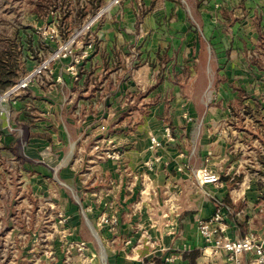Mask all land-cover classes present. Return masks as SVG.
<instances>
[{
	"label": "crops",
	"instance_id": "1",
	"mask_svg": "<svg viewBox=\"0 0 264 264\" xmlns=\"http://www.w3.org/2000/svg\"><path fill=\"white\" fill-rule=\"evenodd\" d=\"M112 1L104 0L106 17L84 72L74 79L62 71L65 63L56 65L54 84L30 90L13 108L10 132L0 128L6 135L0 145L9 149L0 156L15 159L20 170H37L31 188L42 184L58 195L49 205L52 223L59 213L68 217V230L58 226L63 234H45L52 259L43 243L36 248L37 238L19 251L16 231L0 264H146L155 258L228 264L223 253L213 254L199 226L221 209L224 235L254 234L264 244V167L255 162L264 137L253 136L244 110L256 109V95L228 84L241 79V66L258 67L248 54L264 49V0H120L114 7ZM226 28L234 34L226 45L230 58L220 42ZM205 33L216 40L206 45V77L219 104L204 96L197 118L187 98L200 95L202 74L194 68ZM132 62L138 70L130 77ZM232 109L243 119L236 126ZM30 114L40 122L33 124ZM153 137L160 147L151 148ZM35 148L40 152L32 155ZM110 151L120 156L106 157ZM203 169L219 182L202 184ZM103 217H116L117 226L102 224ZM64 238L75 248L66 250ZM249 260L242 257L243 264Z\"/></svg>",
	"mask_w": 264,
	"mask_h": 264
},
{
	"label": "rangeland",
	"instance_id": "2",
	"mask_svg": "<svg viewBox=\"0 0 264 264\" xmlns=\"http://www.w3.org/2000/svg\"><path fill=\"white\" fill-rule=\"evenodd\" d=\"M83 1L88 0H0V52L3 47H7L8 49L12 47V45L18 44L17 47L19 51L22 52V75L27 74L42 59H49L53 57V55H55L56 51H58L60 47L65 46L67 43L71 42L76 33L80 31L83 26L89 23L90 18L94 17V15H96V13L101 10L100 9L95 14H89L88 12H86V10H84V12H86V16L83 20L82 25L77 28L70 25L71 27L69 28L72 30V34L70 35V38L68 40H63L59 31L57 39L45 42L42 36V31L40 29L52 24H56L58 26L61 16L63 17L64 15L68 17L65 23H71L72 16L76 14L80 15V13H77V9L75 6L78 5V2L79 4H82L81 2ZM119 3L116 4L112 1V6L114 7ZM103 7H105V5ZM105 15L88 32H86L85 34L76 35L74 43H69L70 45H68L69 52L67 56H61L60 58H57L51 62L50 67L52 72H48L43 78V81L46 83V87L49 88V85L55 80L56 65L58 64L65 63V65H63L62 67V71H64L65 67V71H67L74 79L78 78V76L84 72V66L86 65V62L89 61L90 57V55L85 58L83 57L85 47L90 42H93L95 45L97 44L96 32L98 27L104 22L106 17ZM199 23H202L201 19ZM225 26H228V24H225ZM201 30L204 29L201 28ZM213 32L214 31H212L211 33ZM207 35L205 33L206 40L208 41H201V55L198 58L197 66H195L194 68L196 72H199L200 70V75L202 74L200 76L202 77L201 80L197 83L198 88H196L198 89L197 94L200 95L198 97L196 96L193 98H187L188 101L191 102L194 107H196L197 118H200V114L203 111V105L202 103H200V101L202 100L203 102H205V97H207L210 103L212 102V105L218 103L216 101L217 87H215V83H212L214 85H212L210 90H207L210 82L208 81V77H206V64L208 59L206 45L207 43L216 42L215 39H212L211 35ZM222 37L223 39L220 40V42H222L221 44H224L223 53L227 55L226 57L230 58V51L227 52L226 45L229 43V41H231V39H234V34L230 32L228 28H226ZM220 53L221 52H219L218 54L220 55ZM257 53V56H255L253 53L248 54L249 61L251 60L252 65L257 67L254 64V59H252L251 57H258L257 61H259L261 68L241 66V79H237L234 82H229L228 84H236L237 87H242V89L248 90L250 91V93L256 96L258 95L259 98V96L264 97V49L262 50V55H260L259 52ZM246 59H248L247 56ZM137 66V64L135 65L134 62H132V65L129 67L126 73L131 77L135 74L136 70H138ZM72 67H74V69H72ZM212 68V73H215V65L212 66ZM34 87H36V85L31 87L30 90H32ZM230 89L231 86L229 87V90ZM30 90L22 93L20 96L14 99L0 101V128L2 127L6 130V132H10L8 130L9 128L6 127V124H9L11 120L13 121V118L11 116V114H13V108L15 107L17 102H22L24 97H28L31 95ZM230 92L232 93L233 91L230 90ZM243 95L244 92H241L240 96L242 97ZM26 111L28 110L26 109ZM32 111L33 110H31L30 112ZM28 117H30L33 124H35L36 122H40V118L37 114H30ZM193 121L196 120L193 118ZM5 137L6 135H3L2 131L0 130V141ZM3 145L4 144L0 145V151L8 153L9 149L4 148ZM35 149L36 150L31 153L32 155H36L38 152H40V148ZM55 152L56 151H53V153ZM15 165H17L15 159L9 161L8 158L0 156V225H6L5 227H0V254H5V251L7 249L9 250L10 247H14L12 243H9V239H11L10 236L14 235L16 231H19L20 235H27L26 239L20 236L21 242L17 247L19 251H23V249L27 248L28 241L31 238L33 240L37 238V242L34 243L37 245L36 248H40L39 245L43 243V248L46 249V257H48V259H52V243L45 240V234L55 232V230H57V232L60 231L61 234H63L61 231L62 229L60 230L58 226L61 225L63 226V229L65 228L66 230H68L66 228V226L68 225V217H66L64 212H58V224L56 222L52 223L53 220L51 217L54 216V214L51 213L52 211H50L51 208L49 205L57 202L59 198L58 195H56L55 192L53 193L44 189L42 184L36 183L37 188H31L29 183L32 180L34 183V176L38 174L37 170L29 172V167L26 170L24 169V166H22L20 170ZM46 180L48 184L54 185L52 182V178H47ZM69 195L73 199L72 194L70 193ZM26 203H28L27 206H25ZM26 221H28L29 223L28 229H31L27 233H25ZM32 234H34V238L31 236ZM41 238H43L44 241H41ZM67 240L68 239L66 238L62 240L65 249L67 250L68 248L69 250H71V247L75 248L74 243L68 242Z\"/></svg>",
	"mask_w": 264,
	"mask_h": 264
},
{
	"label": "built area",
	"instance_id": "3",
	"mask_svg": "<svg viewBox=\"0 0 264 264\" xmlns=\"http://www.w3.org/2000/svg\"><path fill=\"white\" fill-rule=\"evenodd\" d=\"M120 0H113L114 3H119ZM107 11L106 7H103L94 17L90 18V21L87 25L83 26V28L76 33V35L85 34L88 32L95 24L99 22V20L105 15ZM42 31V36L45 42L53 41L58 38L59 30L56 24H52L50 26L43 27L40 29ZM72 39L71 43H74V39ZM67 43L65 46L59 48L56 51L55 55L49 59H42L35 67H33L27 74H24L20 77L16 84L10 87L5 93L0 94V101L7 99H14L20 96L22 93L30 90L31 87L37 86L43 83V78L48 72L51 71V62L61 56H67L69 49ZM95 48V44L90 42L84 51V58L92 53ZM74 69V67H72ZM168 138L171 139L170 130L167 129ZM151 148H158L161 146V143L153 137L151 139ZM98 149V148H96ZM108 158H117L120 156L117 151H110L105 153ZM200 181L202 184H214L219 182V177L217 174L209 171L208 169H203L200 172ZM224 218L221 209H218L214 216L208 221H203L200 223L199 231L201 237L204 241L212 248L214 255L224 254L226 257V262L228 264H243L242 257L244 255H249L250 260L249 264H264V244L258 240L256 235L250 234L241 239L232 240L224 235V231L222 229ZM101 223L104 225L117 226L118 220L116 217H103ZM85 248V244H79V250L83 251ZM170 261V260H168ZM217 264V263H212Z\"/></svg>",
	"mask_w": 264,
	"mask_h": 264
},
{
	"label": "trees",
	"instance_id": "4",
	"mask_svg": "<svg viewBox=\"0 0 264 264\" xmlns=\"http://www.w3.org/2000/svg\"><path fill=\"white\" fill-rule=\"evenodd\" d=\"M75 6L77 9V13L72 16L71 23H65L67 21V16L64 15L60 18V23L58 25V29L62 36L63 40H68L70 35L72 34V30L69 27H80L83 23V20L86 16V12L89 14H95L97 11L103 8L105 5L104 0H88L81 2ZM86 10V12H84ZM71 25V26H70ZM18 43V42H17ZM16 44V43H15ZM18 44L12 45V47L8 48L3 47L0 52V94L5 93L10 87L17 83L22 75V52L18 49ZM254 59V64L261 68V65L257 59ZM254 103L256 106L255 110H252L250 106H245V115L248 116L252 122V125L255 128L253 133L254 137L262 138L264 137V115L262 111L264 110V97L258 98L254 97ZM232 113L234 116L233 123L238 125L243 122V119L240 117L239 112H236L235 109H232ZM263 143V142H262ZM258 164L264 167V153L262 151H257L256 161ZM146 264H167L162 261L160 258H155L151 262H147Z\"/></svg>",
	"mask_w": 264,
	"mask_h": 264
},
{
	"label": "bare ground",
	"instance_id": "5",
	"mask_svg": "<svg viewBox=\"0 0 264 264\" xmlns=\"http://www.w3.org/2000/svg\"><path fill=\"white\" fill-rule=\"evenodd\" d=\"M4 112V111H3ZM9 115V114H8Z\"/></svg>",
	"mask_w": 264,
	"mask_h": 264
}]
</instances>
